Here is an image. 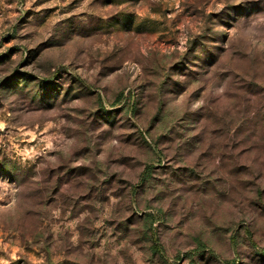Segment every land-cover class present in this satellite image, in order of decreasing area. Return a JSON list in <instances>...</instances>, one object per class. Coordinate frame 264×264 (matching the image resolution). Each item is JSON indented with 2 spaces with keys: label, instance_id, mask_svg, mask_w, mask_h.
<instances>
[{
  "label": "rangeland",
  "instance_id": "obj_1",
  "mask_svg": "<svg viewBox=\"0 0 264 264\" xmlns=\"http://www.w3.org/2000/svg\"><path fill=\"white\" fill-rule=\"evenodd\" d=\"M0 264H264V0H0Z\"/></svg>",
  "mask_w": 264,
  "mask_h": 264
},
{
  "label": "trees",
  "instance_id": "obj_2",
  "mask_svg": "<svg viewBox=\"0 0 264 264\" xmlns=\"http://www.w3.org/2000/svg\"><path fill=\"white\" fill-rule=\"evenodd\" d=\"M204 250H205L204 247H201V251H204ZM155 251H156V252H159V251H158V248H157L156 246H155Z\"/></svg>",
  "mask_w": 264,
  "mask_h": 264
}]
</instances>
